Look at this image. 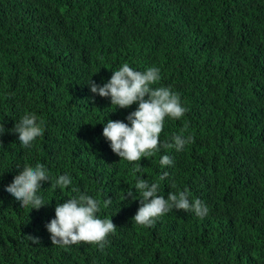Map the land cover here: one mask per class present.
Instances as JSON below:
<instances>
[{
  "label": "trees",
  "instance_id": "1",
  "mask_svg": "<svg viewBox=\"0 0 264 264\" xmlns=\"http://www.w3.org/2000/svg\"><path fill=\"white\" fill-rule=\"evenodd\" d=\"M124 63L158 67L153 87L179 95L187 111L165 118L160 142L192 137L183 150L135 162L113 152L101 122L131 125L138 102L116 108L87 82L103 86ZM33 113L44 133L25 148L10 130ZM3 124L0 264H264V0H0ZM163 155L173 164L161 167ZM37 163L53 183L67 175L72 184L42 181L48 204L21 207L6 187ZM138 178L158 183L165 199L187 190L209 212L173 209L137 225L141 197L127 193ZM82 193L117 226L103 249L52 244L57 204Z\"/></svg>",
  "mask_w": 264,
  "mask_h": 264
},
{
  "label": "clouds",
  "instance_id": "2",
  "mask_svg": "<svg viewBox=\"0 0 264 264\" xmlns=\"http://www.w3.org/2000/svg\"><path fill=\"white\" fill-rule=\"evenodd\" d=\"M160 77L158 67H149L141 72L134 70L129 64L124 63L103 86L92 79L87 83L91 91L102 97H110L111 105L116 108H128L138 102V109L130 113L127 119L131 125L121 120L108 119L104 123L103 136L110 141V146L121 159L129 162L140 161L142 157H149L159 151L161 147L170 149L175 147L177 151L183 150L187 143L193 142L192 137L175 135L174 143L165 142L161 145L160 134L164 127L166 117L179 119L184 116L187 109L182 106L178 94L168 87L154 88ZM38 117L33 114H25L10 131L19 134V141L28 148L32 142L43 135L44 129L38 123ZM4 124L0 125V136L5 133ZM161 167L172 165L173 160L169 155H163L160 159ZM135 171L139 172L137 168ZM168 176L164 172L160 179ZM42 181H51L53 188H66L72 184L67 175H60L52 182L48 170L43 164L37 163L34 167L24 166L23 171L14 177L6 191L20 201L21 207L31 206L39 209L48 204L38 195L42 188ZM173 187H175L173 185ZM73 191H77L73 189ZM139 193L141 207L132 220L140 226L150 227L155 223V218L165 215L173 209L193 211L196 216L205 217L209 209L196 199L190 202L187 190L169 192L167 199L159 195V184H149L147 180L138 178L135 183V192L129 191L127 196L135 200V194ZM50 203V202H49ZM111 199L104 201L107 207ZM100 211L99 201L87 194H80L67 199L64 203H58L55 208V218L46 225L51 233L52 244L68 246L80 242L98 245L101 249L107 243V237L115 233L116 225L111 219H101L96 214ZM34 243H39L40 238L28 235Z\"/></svg>",
  "mask_w": 264,
  "mask_h": 264
}]
</instances>
